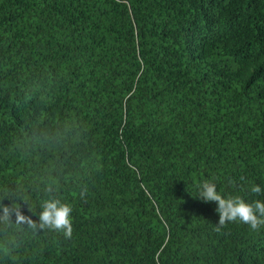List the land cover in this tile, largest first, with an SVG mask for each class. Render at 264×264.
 <instances>
[{"label":"trees","instance_id":"trees-1","mask_svg":"<svg viewBox=\"0 0 264 264\" xmlns=\"http://www.w3.org/2000/svg\"><path fill=\"white\" fill-rule=\"evenodd\" d=\"M205 179L264 200V0H0V205L73 226L0 217V264H264Z\"/></svg>","mask_w":264,"mask_h":264},{"label":"clouds","instance_id":"clouds-1","mask_svg":"<svg viewBox=\"0 0 264 264\" xmlns=\"http://www.w3.org/2000/svg\"><path fill=\"white\" fill-rule=\"evenodd\" d=\"M240 179L244 180L245 178L240 177ZM53 190L51 187L46 189L48 192ZM249 191L254 197L264 195V188L255 183L249 184ZM85 194L86 190H83L80 196L83 198ZM197 197L204 202L216 203L215 211L219 214L215 227L217 232L229 223H240L253 231H259L264 227V200L262 199L254 198L249 201L236 195L225 196L218 191L216 182L207 179L198 184ZM71 213L72 208L69 204L55 198L45 199L42 202L38 222L23 214L19 206L0 205V217L3 219L8 220L14 214L17 224H27L32 229L39 227L40 229L54 230L62 233L68 239L71 238L73 232Z\"/></svg>","mask_w":264,"mask_h":264}]
</instances>
